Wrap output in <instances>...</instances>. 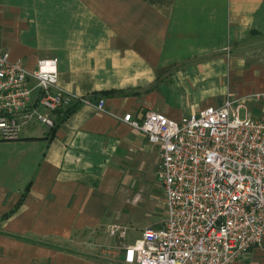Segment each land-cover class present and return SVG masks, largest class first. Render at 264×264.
<instances>
[{
  "label": "crops",
  "instance_id": "obj_1",
  "mask_svg": "<svg viewBox=\"0 0 264 264\" xmlns=\"http://www.w3.org/2000/svg\"><path fill=\"white\" fill-rule=\"evenodd\" d=\"M4 30L12 59L33 69L57 58L59 85L106 109L82 104L53 135L34 124L0 141L15 183L0 179V264L116 258L112 199L159 180L157 145L125 113L180 119L234 98L264 119V100L245 97L264 92V0H0ZM230 264H264V239Z\"/></svg>",
  "mask_w": 264,
  "mask_h": 264
},
{
  "label": "built area",
  "instance_id": "obj_2",
  "mask_svg": "<svg viewBox=\"0 0 264 264\" xmlns=\"http://www.w3.org/2000/svg\"><path fill=\"white\" fill-rule=\"evenodd\" d=\"M245 97L264 100V92ZM239 100L180 119L157 110L123 115L158 147L166 216L133 242L125 241L126 225L109 224L118 243L108 264H230L262 245L264 119L241 117ZM82 104L106 109L103 98L59 85L57 58L38 59L28 69L0 46V141L19 139L34 124L51 130Z\"/></svg>",
  "mask_w": 264,
  "mask_h": 264
},
{
  "label": "rangeland",
  "instance_id": "obj_3",
  "mask_svg": "<svg viewBox=\"0 0 264 264\" xmlns=\"http://www.w3.org/2000/svg\"><path fill=\"white\" fill-rule=\"evenodd\" d=\"M2 32V33H1ZM0 32V44L9 50L10 54L14 55L12 47V38L7 35L8 32ZM9 37V38H8ZM253 92L257 91L253 88ZM249 91V92H252ZM254 105L261 100L250 99ZM250 113L252 107L248 105ZM247 109L241 108L239 115L244 117ZM264 117V113L262 114ZM5 170L0 168V179L8 183V176H5ZM9 185L13 186L15 183L10 182ZM163 193L159 191V180H154L151 186L144 189L142 193H119L117 197L111 201V220L118 221L127 226L126 240H134L141 235V229L149 224H157L166 216V208L162 202Z\"/></svg>",
  "mask_w": 264,
  "mask_h": 264
},
{
  "label": "trees",
  "instance_id": "obj_4",
  "mask_svg": "<svg viewBox=\"0 0 264 264\" xmlns=\"http://www.w3.org/2000/svg\"><path fill=\"white\" fill-rule=\"evenodd\" d=\"M72 110V109H71ZM71 110H68L66 113H65V115L66 114H68ZM65 115H64V117H65ZM63 118V117H62ZM57 126V125H56ZM55 126V127H56ZM55 127H53L51 130H50V132H49V135H53L54 134V132H55Z\"/></svg>",
  "mask_w": 264,
  "mask_h": 264
}]
</instances>
